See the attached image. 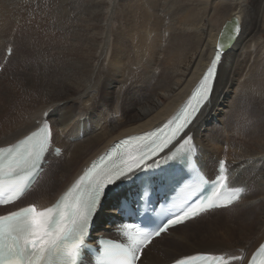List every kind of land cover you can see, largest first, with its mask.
<instances>
[{"label": "bare ground", "instance_id": "bare-ground-1", "mask_svg": "<svg viewBox=\"0 0 264 264\" xmlns=\"http://www.w3.org/2000/svg\"><path fill=\"white\" fill-rule=\"evenodd\" d=\"M186 2L40 0V4L29 5L43 7L44 14L48 17H41L43 24L39 27L30 25L26 32L39 42L36 50L42 56L38 58L44 61L43 64L52 67L50 72H42L44 84L41 83L44 91H47L49 104L43 110L30 108L24 100L25 93L17 96L12 92L16 81L9 82L5 93L15 96L9 97V100L21 102H17L18 107L11 111L7 108L6 121L1 120L0 135L4 134L6 141L3 140L4 143L1 142L0 146L13 142L35 128L42 119H47L51 123L53 143L62 148V153L58 156L62 161L58 166L55 165L57 174L50 180L54 189L44 190L36 199L27 203H33L39 208L47 206L91 159L114 141L131 133L148 130L169 118L206 67L217 44L223 39L222 33L225 32L226 25L233 21L232 39L225 41V47L220 50L223 56L210 98L186 133L194 139L198 154L200 152L198 157L202 167L207 171L212 170L218 159L215 153L221 148L217 142L224 133L226 140H229L227 149H230V154L233 153V158L236 159V163L227 162L228 180L231 186L244 187L245 194L238 201L247 199L249 188L257 181L264 183V60L260 63L259 51L262 54V45L253 39L264 27L261 23L264 20V0ZM17 5L21 7L20 4ZM65 16L71 20L63 23L61 20L66 19ZM76 19L87 21L92 32L78 28ZM12 20L14 19L10 18L6 26L0 22V50L2 44L4 47V43L7 46L14 41L11 38L14 34L8 31L10 26H15L12 25ZM101 22L105 24L100 25ZM74 25L78 27L73 30ZM66 28L72 29L73 34L61 43L59 38L62 34L59 31L66 32ZM3 34L8 38L3 39ZM32 38L31 44L35 43ZM13 50L14 48L12 52ZM1 56L2 54L0 62L3 58ZM47 56L51 58L47 59ZM89 64L92 68L89 81L78 75L69 77L71 81L59 80L63 72L82 73ZM72 100H77L78 104L69 105ZM59 102L62 103L60 106L57 105ZM250 104L259 108L251 113L252 116L241 111V108ZM50 106L53 108L46 109ZM234 107L237 113L231 120L226 112ZM217 115H223L221 127H216L210 121L211 116ZM81 129L82 138L79 137ZM204 137H208L209 148H202L201 141ZM56 159L51 157L50 161ZM41 176L42 174L33 186L40 181ZM258 191L260 195L264 194V185ZM112 196L113 190H109L107 197L103 198V209L96 214L97 221L111 217L108 206ZM261 197L260 202L252 201L246 205L247 210L257 213V217L253 215L249 220L246 216L237 224L235 243L222 242L233 238L230 230L219 240L222 243L211 241V237L220 235L217 234L218 231H206L207 234L202 233L197 239L191 238L188 232L177 230L203 216L201 214L172 229L173 237L169 238L174 240L171 254L153 249V243L160 237L147 247L145 257L151 262L159 263L198 251L247 256L264 237V195ZM24 202L3 208L0 213L26 204ZM100 228L106 230L108 225ZM164 237L165 235L162 239L167 240ZM218 245L227 249L218 251ZM158 246L165 249L168 245L165 248L164 245ZM229 249L238 251L231 252Z\"/></svg>", "mask_w": 264, "mask_h": 264}, {"label": "rangeland", "instance_id": "rangeland-1", "mask_svg": "<svg viewBox=\"0 0 264 264\" xmlns=\"http://www.w3.org/2000/svg\"><path fill=\"white\" fill-rule=\"evenodd\" d=\"M186 1L192 3L191 0H189V1L185 0V2ZM17 3L20 4L21 7H19L17 5ZM33 3H39L40 4V0H9V1L8 0H0V5L2 4V6H0V13H1L0 14V22H1V24H3L4 26L8 25L10 18H12V19H14V20H12V22H13L12 25H15L14 27L10 26L11 30H10V28L8 30L12 34H14V36L11 37L14 40V41L13 40H11V41L14 42L13 45L15 46V47H13L14 48V50L12 52L13 54H10L8 61L5 63L4 67L0 71V96H1L0 97V123L2 121L3 122L6 121L5 117L7 116V111H8L7 108L11 111V109H13L14 107H18L17 102H21V100L16 101V102H12L11 100H9L10 99L9 97H11V96L15 97V96L13 94L10 95V93H8V92L5 93V90L8 87L9 82H11V81H16L14 86L12 87L13 88L12 92L16 93L17 96L19 94L25 93L24 94L25 97L24 96L23 97H24V100H26V103H28L27 106H29L30 108H34V110L36 108H40L43 110V108L48 106V104H49L47 102V96H46L47 91L46 90L44 91V89H43L44 82L42 81V79H43L42 78V72L44 70H47V72L48 71L50 72V69H52V67H49L50 65L43 64L44 61H42L41 59L38 58L39 56H42L40 51L36 50L39 42L36 41V39L32 38V35L30 33L28 34L26 32L27 28L30 27V25L34 24L33 26H37V27L42 25L43 23H41V20H42L41 17L44 16L43 19H45V18L48 19V17L46 16V14H44L45 11H44L43 7L42 8L36 7L33 5L29 6L30 4H33ZM23 4H25V5H23ZM10 7L13 9H11ZM7 8H9L10 10ZM56 9H57V7H56ZM6 10H8V12ZM42 11H44V12H42ZM12 12L14 13V15H12L13 14ZM10 13H12V14H10ZM66 13H68V12H66ZM39 14H43V15L41 16ZM15 16L17 18H15ZM19 20H20V22H19ZM68 20L70 21L71 19L66 17V19L61 20V22L66 23V21H68ZM3 21H4V23H3ZM33 21H34V23H33ZM261 23L264 25V20H262ZM75 24L79 25V27L74 25V27L72 28L73 30L76 27H78L81 30H89L90 32H92V30H90V25L88 24L87 21H84V19H81L79 21H78V19H76ZM104 24H105L104 22L100 23V25H104ZM57 28H58V24L56 25V29ZM72 29L67 30V28H66V32L64 30L59 31V33L62 34L59 38L61 43H63L65 41L66 37H71V35L73 34ZM6 34L5 35L3 34L4 35L3 39H4V37L5 38L7 37L8 34L7 35ZM8 37L10 38L9 35H8ZM31 38L34 39L35 43L31 44V41H30ZM253 39L258 40L260 46L262 45L261 49H262L263 56H262V54H260V51H259V57L260 58L258 57L260 59V63H261V62H263L262 60H264V27L262 28L261 31H259L258 33H256L254 35ZM107 43H109V42L107 41ZM57 44H59V43H57ZM5 45H6V43H4V47H3V44H2V49L0 50V55L2 54L1 57L4 56L3 50L6 47ZM49 48H51V47H49ZM57 56L58 55H56V57ZM48 58L50 59L51 57L47 56V59ZM58 58H59V56H58ZM47 59H46V61H47ZM56 61H58V60H56ZM59 64L64 65L61 62H59ZM55 68L56 67H53V69H55ZM61 70L62 69H60V71H59L60 73H61ZM91 70H92L91 64H89L88 68H86L82 73H75L74 74L73 72H65V73L63 72L61 79H59V80H61V82L71 81L70 80L71 78H69V77H74V76L77 77V75H78V77H81V78L89 81L91 79V73H92ZM66 71H68V70H66ZM42 82H43V84H41ZM116 86H119V85H116ZM26 92L28 93V95ZM59 97H61V96H59ZM57 98H58V96H57ZM23 102L24 101H22V103ZM60 103L61 102L57 103V105L60 106L62 104V103L61 104ZM70 104L72 106H75L78 104V101L72 100L69 103V105ZM49 108H53V106H50L46 109H49ZM257 109H259V108L258 107L255 108V106L250 104L247 107H245L244 109L241 108V111H244L247 114H249L250 116H252L251 113L253 111H257ZM44 112H46V110ZM226 113H227L226 116L231 117V120H232V119H234L237 112H236L235 107H234V108H230L229 112L227 111ZM56 116H57V114H56ZM210 118H211L210 121L213 122L216 127H221L222 123L220 122V120L223 119V115L211 116ZM4 136H5L4 134L0 135V144L4 143V141H6ZM207 139H208V137L202 138V140H203V141H201L202 148H209L210 147ZM205 141H206V143H205ZM228 141L229 140H226L224 133H222V135H220V140L217 142V145H219L221 149H220V151H216L215 154H216L217 158H224V159H226V161H228L231 164L234 161L236 163V159L233 158L234 154L233 153L230 154V149L229 150L227 149V145H228L227 142ZM60 161H62V159L57 158L56 161H53L52 163H50V166L47 167L48 168L47 171L44 172V176H43V174L41 176V178L42 177L43 178L41 180L39 179L40 182L38 181L39 183L38 182H37L38 184L36 183L37 186L35 188L33 187L34 190L31 191L29 193V195L26 197V201H25L26 203L36 199L40 195V193H42L44 190H53L54 189V187L50 185V180H52L54 178V176L57 174L54 167H55V165L58 166L61 163ZM263 185H264V183H262V181H257L255 185H253L249 188V190H248L249 194H248L247 199H242L240 201H237L236 203L233 204L234 206L231 205L232 207H230L229 209H227L228 208L227 207L226 209L212 210V212L207 213L206 216L203 215V216L199 217L198 219H196L195 221L186 224L187 226L185 225L184 227L177 229V230L181 231V232H188L189 236L191 235L190 236L191 238L193 237V238H197V239H199V237L201 236L202 233L207 234L208 232H206V231H209V230H214L216 232L218 231L217 234H220L219 236L211 237L212 240L209 239L212 241V243H219L220 242L219 240H221V238H224L225 232L227 230H230L231 231L230 233L233 235L232 236L233 238L230 237L231 238L230 240L224 239V241H222V242L235 243L234 241L237 239V235H236L237 234V224L239 222H241L244 218H246V216L248 217L247 219H249V220L252 219L251 217H253V215L254 216L256 215V217H257V213H255V212L253 213V212H250L249 210H247L246 205L252 201L260 202V199H262L261 196H263L264 194L260 195L258 190L261 187H263ZM213 211H215V212H213ZM211 227H212V229H210ZM163 236L164 235H162L161 238ZM169 240L170 239H167V240L163 239V240H159V241L157 240L155 242V244L153 243V245H152L153 249H155L156 251L168 253V255L171 254L172 252L170 250L173 249L172 248V246H173L172 242L174 240H170V241ZM222 242H220V243H222ZM158 245H164V246L168 245V246L165 249H161V247ZM226 249H227L226 247L220 246V245H218L216 248V250H218V251H221V250L225 251ZM229 250L231 252H237L238 251V249H235V250L229 249ZM153 259H156V258L153 256Z\"/></svg>", "mask_w": 264, "mask_h": 264}, {"label": "snow or ice", "instance_id": "snow-or-ice-1", "mask_svg": "<svg viewBox=\"0 0 264 264\" xmlns=\"http://www.w3.org/2000/svg\"><path fill=\"white\" fill-rule=\"evenodd\" d=\"M234 23L233 21L226 25L225 32L222 33L223 39L217 44V53L212 61V66L207 69V73L203 76L199 87L193 93L192 101L194 103L190 101L188 107L176 118V126L172 129L171 135L166 140L156 144L153 155L156 151L167 146L176 135L184 131L192 123L200 106H203L210 98L214 84V67L221 58L220 50L225 47V41L232 39L231 31ZM152 135L155 136V133ZM152 142L156 143V141ZM188 142V140H185L184 145H181L177 153L168 159L180 158L181 154L185 153V145ZM42 149L43 142H39V148L35 145L31 150L26 147L22 152L11 154L2 167L11 170L15 167L27 165L39 156ZM143 159L142 157L141 163H143ZM220 163L223 167V162ZM135 167L136 165L133 164L130 167L114 170L107 181L101 182L102 178L97 180L89 188L86 199L74 198L73 203H58L44 211H37L35 207L29 206L5 216H0V264H51V257L60 254L69 240H73L75 243L73 249L67 252V256L74 258L77 247L81 245L86 247L83 238L88 228L89 216L101 197L105 183H112L124 177L126 174L131 173ZM219 183L221 186L224 184L223 177L220 178ZM210 199L211 197H209ZM207 207L211 208L212 204H207ZM203 211H205L203 207L189 208L187 211H183L182 214L175 215L174 219H169L167 224L159 231H154L152 235L158 237L161 233L166 232L169 226L179 225ZM151 238L152 236H149V240ZM147 242L145 241V243ZM260 251L264 255V245H261ZM195 259L197 258L177 259L175 264H193ZM260 264H264V260H261Z\"/></svg>", "mask_w": 264, "mask_h": 264}]
</instances>
